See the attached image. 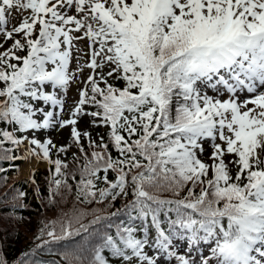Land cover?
Returning <instances> with one entry per match:
<instances>
[{"label": "snow or ice", "instance_id": "1", "mask_svg": "<svg viewBox=\"0 0 264 264\" xmlns=\"http://www.w3.org/2000/svg\"><path fill=\"white\" fill-rule=\"evenodd\" d=\"M32 160L73 205L13 264H264V0H0V221Z\"/></svg>", "mask_w": 264, "mask_h": 264}, {"label": "trees", "instance_id": "2", "mask_svg": "<svg viewBox=\"0 0 264 264\" xmlns=\"http://www.w3.org/2000/svg\"><path fill=\"white\" fill-rule=\"evenodd\" d=\"M75 167L76 165L74 163L69 162V170H72ZM45 178L46 177H40V176L36 178L42 190L46 189ZM32 193H33V186L31 185L30 192L27 196V201H28L27 204L29 205V208L27 210H22L20 213L21 215L26 217V219L22 221V226H20L19 229L16 230V228L14 229L12 227L8 228L9 224L8 223L4 224V222L1 221L3 228L8 232V234L5 236L6 244L3 249L5 253V257L2 255L4 259L7 260L8 264H13V262L20 257L22 252H24L25 250H29L31 247L34 246L35 243H39V241H36L34 238L38 234L39 229L43 227L45 220L47 222H50L52 220L57 219L61 208H63L64 211H68V209H70L73 205L74 197L68 196L67 203L58 204L56 207L50 208L48 207L46 201L41 203L39 201V198L33 197ZM57 199L59 200V198ZM89 207H96V205H92ZM48 214H52V216L49 217ZM79 239L80 238L76 240ZM40 258L45 261H49L53 259L59 260L60 256L59 255L49 256L47 253H42L40 255Z\"/></svg>", "mask_w": 264, "mask_h": 264}, {"label": "rangeland", "instance_id": "3", "mask_svg": "<svg viewBox=\"0 0 264 264\" xmlns=\"http://www.w3.org/2000/svg\"><path fill=\"white\" fill-rule=\"evenodd\" d=\"M18 21H19V17H16L15 20L13 21V23H16ZM6 47H7V45H6ZM78 47L86 50V47H87L86 42H84V41L78 42ZM75 66H76L75 65V61H73L72 65H71V69L74 70ZM85 75H87V72H85ZM209 94H213V93L210 92ZM225 98H226V96H225ZM77 99H78L77 90H76L75 87H72L67 93L66 111H65V114H64V118H68L67 108L69 106H71L74 103V101L77 100ZM86 119H90V118H86ZM80 127L84 128V127H87V125L85 124L84 121H81ZM88 130L92 132L94 137L96 136L97 132L102 133V128L96 129V128L89 127ZM50 135H51V138H52L53 142L57 143L58 145L59 144H63V143H65L67 141V130H65L63 134L53 132ZM43 136H44L43 133L38 134V138L43 139ZM216 142L220 143L219 140H217ZM210 152H211V141H208V142L205 143V155L202 157V159H204L205 162H208V163L211 162V161L208 160V154H210ZM61 158L63 159L64 157L61 156ZM229 158H231V157H229ZM38 167H41V166H38ZM22 172H23V170L22 171L20 170L18 173L15 172L14 175L15 176H19L20 175V176L24 177L25 174L22 173ZM181 243H183V242H181ZM179 244L180 243H178V245H177V250H178V252L183 253L185 251V249L181 250L182 246H180ZM173 262L175 263V261H173Z\"/></svg>", "mask_w": 264, "mask_h": 264}, {"label": "bare ground", "instance_id": "4", "mask_svg": "<svg viewBox=\"0 0 264 264\" xmlns=\"http://www.w3.org/2000/svg\"><path fill=\"white\" fill-rule=\"evenodd\" d=\"M38 164L36 163L35 160H32L31 162H26L24 163V166H25V171L28 172V170L32 167H35L37 166Z\"/></svg>", "mask_w": 264, "mask_h": 264}]
</instances>
